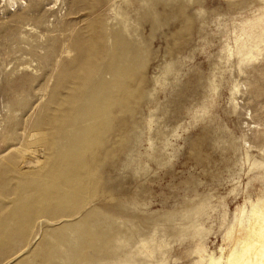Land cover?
Segmentation results:
<instances>
[{"label":"rangeland","instance_id":"1","mask_svg":"<svg viewBox=\"0 0 264 264\" xmlns=\"http://www.w3.org/2000/svg\"><path fill=\"white\" fill-rule=\"evenodd\" d=\"M255 215L264 0H0V264H239Z\"/></svg>","mask_w":264,"mask_h":264},{"label":"bare ground","instance_id":"2","mask_svg":"<svg viewBox=\"0 0 264 264\" xmlns=\"http://www.w3.org/2000/svg\"><path fill=\"white\" fill-rule=\"evenodd\" d=\"M255 217L251 223L253 234L240 247L245 257L242 255L239 264H264V222L259 216Z\"/></svg>","mask_w":264,"mask_h":264}]
</instances>
